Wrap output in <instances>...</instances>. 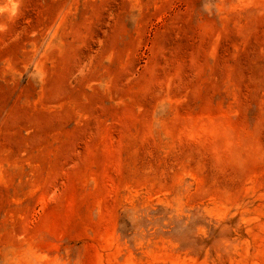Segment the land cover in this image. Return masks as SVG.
<instances>
[{"label":"rangeland","instance_id":"374dc122","mask_svg":"<svg viewBox=\"0 0 264 264\" xmlns=\"http://www.w3.org/2000/svg\"><path fill=\"white\" fill-rule=\"evenodd\" d=\"M0 264H264V0H0Z\"/></svg>","mask_w":264,"mask_h":264}]
</instances>
